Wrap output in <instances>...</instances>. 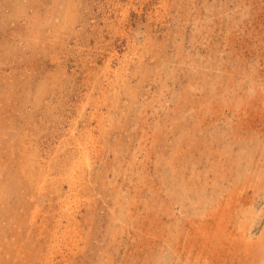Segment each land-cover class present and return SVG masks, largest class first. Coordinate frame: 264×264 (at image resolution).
Returning a JSON list of instances; mask_svg holds the SVG:
<instances>
[{
  "label": "rangeland",
  "instance_id": "374dc122",
  "mask_svg": "<svg viewBox=\"0 0 264 264\" xmlns=\"http://www.w3.org/2000/svg\"><path fill=\"white\" fill-rule=\"evenodd\" d=\"M0 264H264V0H0Z\"/></svg>",
  "mask_w": 264,
  "mask_h": 264
}]
</instances>
